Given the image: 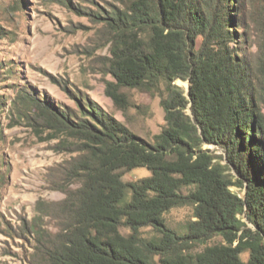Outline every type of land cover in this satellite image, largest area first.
I'll return each mask as SVG.
<instances>
[{
  "label": "trees",
  "instance_id": "1",
  "mask_svg": "<svg viewBox=\"0 0 264 264\" xmlns=\"http://www.w3.org/2000/svg\"><path fill=\"white\" fill-rule=\"evenodd\" d=\"M106 2L90 15L109 44L106 90L120 105L122 88L159 96L165 123L148 141L88 97L75 109L21 95L71 153L46 175L64 197L38 199L25 223L28 264H264V31L243 45L248 0ZM135 167L151 175L125 181ZM184 206L195 219L180 233L165 213Z\"/></svg>",
  "mask_w": 264,
  "mask_h": 264
},
{
  "label": "rangeland",
  "instance_id": "2",
  "mask_svg": "<svg viewBox=\"0 0 264 264\" xmlns=\"http://www.w3.org/2000/svg\"><path fill=\"white\" fill-rule=\"evenodd\" d=\"M106 1L0 0V26L5 32L0 38V264H28L34 241L25 223L36 214L38 199L64 197L48 186L46 175L50 166L71 156L56 148L62 136H54L37 106L22 105L20 97L25 91L40 95L42 101L75 109L78 97H88L96 109L107 111L148 141L165 123L159 96L122 88L126 98L120 105L106 90L108 81L115 80L104 66L109 44L100 38L101 24L90 16L96 7L106 8ZM246 12L250 39L243 45L254 52L264 31V0H248ZM232 25L242 33L239 21ZM239 43L242 41H232L235 47ZM177 83L189 88L188 81L178 79ZM204 147L217 150L211 144ZM150 175L147 167H135L124 170L123 179ZM232 190L245 194L237 186ZM192 216V206L174 207L165 213L167 224L180 233L195 219ZM145 235L151 236V231L146 230ZM221 242L223 238L218 236L208 244ZM242 256L246 259L248 252Z\"/></svg>",
  "mask_w": 264,
  "mask_h": 264
}]
</instances>
